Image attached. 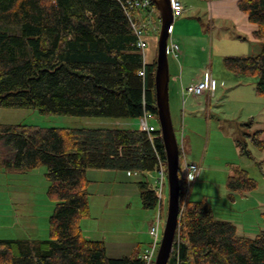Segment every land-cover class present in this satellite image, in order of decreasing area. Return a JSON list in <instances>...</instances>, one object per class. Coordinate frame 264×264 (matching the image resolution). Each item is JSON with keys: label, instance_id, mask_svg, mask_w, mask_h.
I'll return each instance as SVG.
<instances>
[{"label": "trees", "instance_id": "obj_1", "mask_svg": "<svg viewBox=\"0 0 264 264\" xmlns=\"http://www.w3.org/2000/svg\"><path fill=\"white\" fill-rule=\"evenodd\" d=\"M128 1L134 0H0V109L139 121L147 112L155 119L157 58L145 61L125 11ZM239 8L255 25L263 50L226 57L224 64L236 76L256 78V92L264 97V0H240ZM157 130L151 141L141 128L0 125V168L26 174L45 167L48 194L56 202L50 238L0 239V264H146L139 250L110 258L105 242L84 236L82 223L91 217L89 170L158 175L162 161L167 179ZM244 136L235 141L240 156L256 159L263 170L264 155L258 161L250 144L264 154V129ZM183 156L180 150L181 204L187 189ZM227 188L234 199L257 191L259 183L236 168ZM139 189L145 207L157 210L156 185L145 181ZM179 220L168 264H264V231L255 239L240 237L233 223L217 219L207 198L190 199Z\"/></svg>", "mask_w": 264, "mask_h": 264}, {"label": "rangeland", "instance_id": "obj_2", "mask_svg": "<svg viewBox=\"0 0 264 264\" xmlns=\"http://www.w3.org/2000/svg\"><path fill=\"white\" fill-rule=\"evenodd\" d=\"M191 1L196 4L205 3L202 0ZM150 16L148 11L142 13V16L135 13L137 20L146 23H149ZM158 17L159 12L156 10L152 14V19L156 23H152L143 36L147 44L144 54L147 62H152L154 58H157L161 27V24L157 22ZM191 17L187 26L177 27L174 34L172 27L168 43L171 75L170 106L178 142L182 144L180 119H182V127L185 128L186 123L191 121L190 136L193 144H189L188 162L203 167L202 174L192 185L190 199L207 198L213 205L217 219L233 223L240 237L255 239L264 231V169L261 170L258 167L256 159L241 157L235 141L244 140V135L247 133L253 134L264 129V97L259 96L255 91L257 79L254 77L242 78V86L239 88L231 84L233 81L229 78L235 76L226 68L224 59L250 55L251 52H256L258 56L263 46L259 44V47L256 44L255 49L251 44L235 39L234 32L226 29V25L223 24L228 23L227 21H210L201 11L191 13ZM175 23L176 20L173 25ZM207 33L209 34L207 39L203 40L202 35ZM171 42L180 47L178 58L170 51ZM210 73L219 84L217 92L199 98L192 96L183 98V95L179 94L180 115H177L175 111L176 93L173 91L174 78L181 75L182 78L185 76L187 79L207 80ZM222 82L224 85H221ZM187 86L185 84L186 88ZM243 89L247 91L243 92ZM252 89H254L253 95L256 94V101L252 100V94L250 97L248 92L251 90L252 93ZM208 104L211 107L207 108ZM250 119L255 122L253 128H243L241 124ZM20 124L72 129L140 128V122L136 119L44 115L36 110L0 109V125ZM150 124L160 128L158 116L151 119ZM250 148L254 157L260 161L264 154L257 151L251 144ZM236 168L247 170L250 176L258 181L259 188L254 192L236 193L232 199L227 188V180ZM152 176L154 178H148L151 184L157 178L156 174ZM49 187L50 182L46 178L45 167L28 174L0 175V239L46 240L50 238V217L56 202L48 194ZM113 199L112 195L100 198V210L98 206L95 207L96 215L100 214L101 227L105 224H112L108 235L110 240L113 238L117 225L129 226L133 220L137 221L138 229L145 233L147 229L145 212L136 209V201L124 199L114 204ZM168 201L167 181L163 195L162 234L166 223ZM91 202L90 198V205ZM129 203L132 204L131 209L127 208ZM149 226L148 224V228L151 227ZM142 243L144 247L147 241L144 240ZM142 250L140 251L143 254Z\"/></svg>", "mask_w": 264, "mask_h": 264}, {"label": "crops", "instance_id": "obj_3", "mask_svg": "<svg viewBox=\"0 0 264 264\" xmlns=\"http://www.w3.org/2000/svg\"><path fill=\"white\" fill-rule=\"evenodd\" d=\"M184 7V13L177 17L175 25H173V34L176 32L177 27L181 26H187L188 20L192 19L191 13H195L196 11L201 13H205L207 15V18L212 20H223L227 21L228 23H223L226 25V29L232 30L234 32V38L238 39L240 42H244L245 44H251L256 49V44H261L255 39L254 33L256 31V27L254 24H252L246 14H244L240 8H239V1L240 0H202L205 3H195L191 0H180ZM201 7V8H200ZM174 24V23H173ZM208 31V30H207ZM209 34H203V40L207 39V36ZM260 47V45H259ZM256 51V50H255ZM250 55H243V56H235V57H254L256 56V52H251ZM233 55V54H232ZM234 78L230 81L231 84L236 85L238 88L242 83V78L244 76H236L234 75ZM171 77V75H170ZM199 80H203L202 78H196V79H187L185 76L180 75L179 77H175L173 82V91L176 93L175 95V101H176V107L175 111L177 115H180L179 110V94H182L181 90L182 88L185 89V84L188 86L192 83H195ZM171 81V80H170ZM216 81V80H215ZM217 83V89L218 90L219 84ZM221 85H224V82L221 83ZM187 86V87H188ZM245 91V89H243ZM254 89H252L248 92L250 93V97L252 94V100L256 101V94H254ZM256 91V87H255ZM171 94V90H170ZM209 94V93H207ZM207 94L204 95L207 96ZM203 103V102H202ZM204 104V103H203ZM202 104V106H203ZM211 107L209 104L207 105V108ZM186 120V118H185ZM182 119H180V128H181V134H182V144L180 143V148L182 150V153L184 156H186L188 160V149L189 144H193V140L191 138V126L192 123L189 121V123H186V128L182 127ZM200 166V165H199ZM200 175L203 172V167H201ZM10 175L7 173H4V171L0 168V175ZM28 174V173H26ZM199 175V176H200ZM149 177H153L152 175L148 174H140V173H132L128 171H118V170H89L87 172V178L89 181V193L91 198V217L87 219L83 223V233L84 236L93 241H103L106 243L107 248V254L110 258L119 259L122 257H127L132 255L135 251L142 252L146 251V248L149 247L151 242L150 237V226H152L155 217H156V210H150L145 207L143 200L141 198V192L139 189V185L145 181H148ZM155 184V179L153 181ZM113 196L112 202L114 204H118L121 202V200H128L136 201V209L142 212H145V218L147 221L146 226V232L143 233L138 229L136 226L137 221H131L130 225H124L119 224L117 225V228L115 229V233H113V238L110 240L109 233H110V227L112 224H105L103 227H101L100 224V214L96 215L95 213V207L98 206V209L100 210V198L103 197H109ZM123 202V201H122ZM140 202V204H139ZM129 205L127 208L131 209L132 204ZM152 212L154 214H152ZM149 222V223H148ZM148 224L150 225L148 228ZM101 237V238H100ZM146 240L147 244L146 246L142 247L144 243L142 241ZM148 246V247H147ZM141 252V251H140Z\"/></svg>", "mask_w": 264, "mask_h": 264}, {"label": "water", "instance_id": "obj_4", "mask_svg": "<svg viewBox=\"0 0 264 264\" xmlns=\"http://www.w3.org/2000/svg\"><path fill=\"white\" fill-rule=\"evenodd\" d=\"M158 10L161 18L158 52L155 72V93L157 116L160 131L165 146L167 162V181L169 186V201L166 223L158 254L154 264H168L176 239L181 208L180 185V145L174 127L170 106V67L168 60V42L170 29L175 17L171 0H150Z\"/></svg>", "mask_w": 264, "mask_h": 264}, {"label": "built area", "instance_id": "obj_5", "mask_svg": "<svg viewBox=\"0 0 264 264\" xmlns=\"http://www.w3.org/2000/svg\"><path fill=\"white\" fill-rule=\"evenodd\" d=\"M171 5H172V10H173L175 18L181 16L184 13L185 7L180 0H171ZM152 6H153V3L150 0H134V1H128L125 7V11L138 37V47L142 50L143 54H145V50L147 47V44L143 39L144 33L145 31L148 30L149 26L152 25V23H156L152 19V14L155 11L152 8ZM147 10H149L150 15H151L148 18L149 23H146L145 21L137 20V18L135 17V13H137L139 16H142V13ZM159 21H160V18H159ZM171 32H172V27L170 29V33ZM170 51L176 58L179 57L180 47L174 44L173 42H171ZM145 73L146 72L144 69L140 73V75L145 77ZM216 89H217V83L215 79H213L212 74L210 73L207 80H199L195 83L190 84L187 88L183 89L182 95H183V98H186L187 96L199 98L201 96H204L207 93H215ZM153 118L154 117L152 114L145 112L144 116L139 121L140 128L148 134L151 141H153L154 138H156L155 133L158 131L155 125L150 124V120ZM183 169H184L185 178L187 181V189H186L185 197L181 204L179 219L181 218L183 211L185 210V207L188 201L190 200V192L192 189V185L198 178L200 171H201L200 166L195 163H189L186 156H183ZM166 181H167L166 171L161 161L157 178H155L156 190L158 192V197H159V206L157 208L155 220L149 231L150 237H151L150 245L146 249V251L143 253V256H142L146 264L155 263L158 250L160 247V243L162 240L161 228L163 225L162 223L163 221H162L161 204L163 201ZM179 223H180V220H179Z\"/></svg>", "mask_w": 264, "mask_h": 264}, {"label": "bare ground", "instance_id": "obj_6", "mask_svg": "<svg viewBox=\"0 0 264 264\" xmlns=\"http://www.w3.org/2000/svg\"><path fill=\"white\" fill-rule=\"evenodd\" d=\"M143 14H144V12H143ZM148 16V15H147ZM144 18V17H143Z\"/></svg>", "mask_w": 264, "mask_h": 264}]
</instances>
